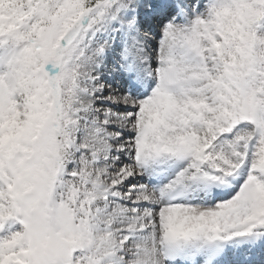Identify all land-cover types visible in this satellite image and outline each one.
<instances>
[{
  "label": "snow or ice",
  "instance_id": "6c2138e0",
  "mask_svg": "<svg viewBox=\"0 0 264 264\" xmlns=\"http://www.w3.org/2000/svg\"><path fill=\"white\" fill-rule=\"evenodd\" d=\"M0 264H264V0H0Z\"/></svg>",
  "mask_w": 264,
  "mask_h": 264
}]
</instances>
